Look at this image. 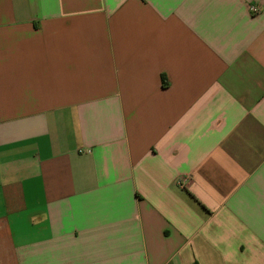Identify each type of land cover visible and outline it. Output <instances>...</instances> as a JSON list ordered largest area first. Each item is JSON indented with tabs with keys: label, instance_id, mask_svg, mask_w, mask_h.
I'll return each instance as SVG.
<instances>
[{
	"label": "crops",
	"instance_id": "1",
	"mask_svg": "<svg viewBox=\"0 0 264 264\" xmlns=\"http://www.w3.org/2000/svg\"><path fill=\"white\" fill-rule=\"evenodd\" d=\"M0 264H264V0H0Z\"/></svg>",
	"mask_w": 264,
	"mask_h": 264
},
{
	"label": "built area",
	"instance_id": "2",
	"mask_svg": "<svg viewBox=\"0 0 264 264\" xmlns=\"http://www.w3.org/2000/svg\"><path fill=\"white\" fill-rule=\"evenodd\" d=\"M251 12L258 13L260 11V8L256 5H251Z\"/></svg>",
	"mask_w": 264,
	"mask_h": 264
}]
</instances>
